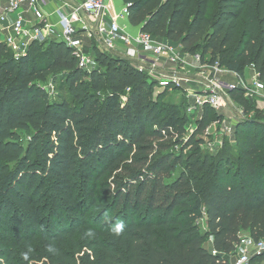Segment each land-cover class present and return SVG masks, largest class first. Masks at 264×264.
I'll list each match as a JSON object with an SVG mask.
<instances>
[{
  "label": "trees",
  "instance_id": "16d2710c",
  "mask_svg": "<svg viewBox=\"0 0 264 264\" xmlns=\"http://www.w3.org/2000/svg\"><path fill=\"white\" fill-rule=\"evenodd\" d=\"M124 1L131 24L264 81V0ZM49 43L16 58L0 35V264H233L264 239V111L236 123V153L205 151L214 108L189 135L186 97L155 99L131 60L96 48L89 73Z\"/></svg>",
  "mask_w": 264,
  "mask_h": 264
},
{
  "label": "built area",
  "instance_id": "2783aa9c",
  "mask_svg": "<svg viewBox=\"0 0 264 264\" xmlns=\"http://www.w3.org/2000/svg\"><path fill=\"white\" fill-rule=\"evenodd\" d=\"M49 1L6 0V5L0 6V35L16 58L27 55L32 43L55 38L71 48L79 67L89 73L95 68L96 48L126 57L137 69L147 73L154 81V87L184 90L191 117L185 125L189 135L198 129L197 121L202 118L205 107L217 110L227 107L231 112L235 109L232 113L236 118L240 116L237 120L230 123V117L219 112V117L200 135L204 140L202 145L210 152L222 149L225 131L234 133L236 123L246 119L245 109L237 105L232 92L241 88L244 97L251 94L264 98V81L258 73L255 72L248 84L244 74L231 71L219 59L212 60L210 55L204 56L200 52L191 53L184 50L180 42L157 37L141 26L131 24L129 2L65 0L64 5L55 10L58 22L54 23L46 11ZM26 10L32 13L33 19L26 17ZM10 16H13L12 21H9ZM87 40L92 41V46ZM234 75L235 82L228 80ZM46 88L49 89L47 85ZM252 242L254 255L262 254L264 239ZM250 253L246 248L236 256L233 264H252ZM213 254L217 251L213 250Z\"/></svg>",
  "mask_w": 264,
  "mask_h": 264
},
{
  "label": "rangeland",
  "instance_id": "374dc122",
  "mask_svg": "<svg viewBox=\"0 0 264 264\" xmlns=\"http://www.w3.org/2000/svg\"><path fill=\"white\" fill-rule=\"evenodd\" d=\"M56 39V41H57V39L58 38H55ZM60 40V39H59ZM49 41L50 40H48V41H45L44 43V45H43V47L44 48H46V46H48L50 43H49ZM92 46V44H89V46ZM95 65V67L96 66H99L98 64L96 65V63L94 64ZM100 68V67H99ZM254 74H255V69H254V67H252V66H249V67H247L246 69H245V71H244V77H245V79H246V81H247V83L248 84H251V81H252V78H253V76H254ZM62 77V72H57V78H61ZM149 77V76H148ZM84 78H86V79H89V73L87 74H85V76H84ZM234 78H236L235 77V75L234 76H230L229 78H228V80H230L231 79V81H233V82H235V79ZM59 84V83H58ZM46 85L49 87V89H50V91L51 92H53L54 91V89L56 88V86H57V83H54L53 82V80L52 79H49V81L46 83ZM153 97L156 99V98H158V96H161V95H163V94H165V96H164V98H162V100L164 101V102H174V103H179L180 101H182L183 99H184V97H185V92H184V90H182V89H162V88H157V87H154V89H153ZM61 94H63V95H68V93L67 92H65V91H62L61 92ZM99 94H100V92H99ZM242 94V93H241ZM264 95V94H263ZM263 95H261V97H263ZM233 97V96H232ZM246 99H248V100H250L251 101V107H250V109L248 110V109H245L246 108V106H247V104L245 105L244 103H242L241 101H239L236 97H234V101L237 103V105L238 106H240L242 109L244 108L245 109V113H244V116L246 117V118H251V119H256L257 118V114H256V112H255V110L256 109H260V110H262V111H264V98L262 99V98H257V95H251V94H248L247 95V97H245ZM187 99V98H186ZM123 100L124 101H126V98H123ZM186 103V102H185ZM242 105V106H241ZM260 106V107H259ZM239 107V108H240ZM240 108V109H241ZM243 109V110H244ZM215 110V112L214 113H218L219 114V112H223V113H226L228 116L227 117H230V119H228V121L230 122V123H232L234 120H235V118H236V116L233 114L234 112H236V110L235 109H233L232 110V112H231V110H229L227 107H222L221 109H219V110H217V109H214ZM211 115H213V113L211 114ZM217 115V114H216ZM240 116H237V118H236V120L239 118ZM242 117V116H241ZM261 119H262V121L264 122V115L262 116V117H260ZM243 130V132L245 133L246 131H247V129L246 128H244V129H242ZM253 133L254 132H262L261 133V137L262 136H264V129H262V128H259V127H257V128H253V131H252ZM241 134V133H240ZM235 135V130H234V133H229V132H227L226 133V131H225V142H224V144L226 145V151L224 152V153H227V152H229V150L231 149V148H233V151H234V153H236L237 152V149H236V146L238 145V142L237 141H239V139L240 138H242L243 137V135L241 134V135ZM22 140H23V142L25 143V144H27L30 140H31V136H30V134L29 133H27V132H22ZM209 140V139H208ZM224 145V146H225ZM207 146H204V145H202V148H203V150H205V151H207L208 149L206 148ZM209 151V150H208ZM247 237H245L244 236V242H243V244L241 245V246H239V248H238V250L236 251V253H235V255H234V257L233 258H236V256L238 255V254H240V253H242V252H244V250L246 249V248H249L250 249V255H251V258H253V256H254V251H253V242L252 241H250L249 239H246ZM208 242L210 243V241L208 240Z\"/></svg>",
  "mask_w": 264,
  "mask_h": 264
},
{
  "label": "crops",
  "instance_id": "0c3cea01",
  "mask_svg": "<svg viewBox=\"0 0 264 264\" xmlns=\"http://www.w3.org/2000/svg\"><path fill=\"white\" fill-rule=\"evenodd\" d=\"M65 3V0H51L48 2L46 6V11L49 13V16H51L52 22L56 23L58 22V16L56 14V9H58L60 6H63ZM6 5V0H0V6ZM27 11V10H26ZM28 19H33L32 13L30 11H27L25 14ZM13 20V16L9 17V21ZM1 37H3L1 35ZM89 44H92V41L87 40Z\"/></svg>",
  "mask_w": 264,
  "mask_h": 264
},
{
  "label": "clouds",
  "instance_id": "9594fccd",
  "mask_svg": "<svg viewBox=\"0 0 264 264\" xmlns=\"http://www.w3.org/2000/svg\"><path fill=\"white\" fill-rule=\"evenodd\" d=\"M123 227H124V225L122 223H120L116 226L115 232L117 235L120 234V232L123 230Z\"/></svg>",
  "mask_w": 264,
  "mask_h": 264
}]
</instances>
